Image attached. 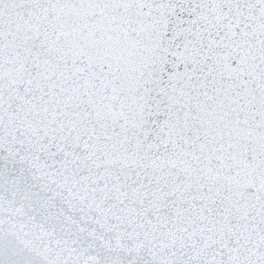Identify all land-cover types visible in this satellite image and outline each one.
<instances>
[{"label":"snow or ice","instance_id":"1","mask_svg":"<svg viewBox=\"0 0 264 264\" xmlns=\"http://www.w3.org/2000/svg\"><path fill=\"white\" fill-rule=\"evenodd\" d=\"M0 264H264V0H0Z\"/></svg>","mask_w":264,"mask_h":264}]
</instances>
